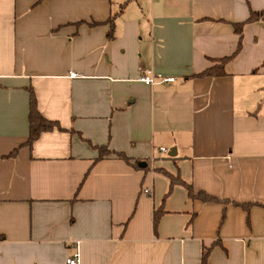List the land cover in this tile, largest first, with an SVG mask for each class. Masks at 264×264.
<instances>
[{
    "label": "crops",
    "instance_id": "crops-1",
    "mask_svg": "<svg viewBox=\"0 0 264 264\" xmlns=\"http://www.w3.org/2000/svg\"><path fill=\"white\" fill-rule=\"evenodd\" d=\"M251 10L264 0H0V264H200L203 248L264 264V21L238 51L231 25ZM30 90L61 129L29 145Z\"/></svg>",
    "mask_w": 264,
    "mask_h": 264
},
{
    "label": "trees",
    "instance_id": "trees-1",
    "mask_svg": "<svg viewBox=\"0 0 264 264\" xmlns=\"http://www.w3.org/2000/svg\"><path fill=\"white\" fill-rule=\"evenodd\" d=\"M257 21H264V10H258V11H253L251 10L249 13V16L246 18V20L242 21V22H238V23H231L234 31L236 32V34L239 36V41H238V46H237V50L238 51L240 49L241 46V36H242V32H243V27L244 25L248 24V23H253V22H257ZM110 36V34H109ZM236 53V52H235ZM234 56V54L224 57L222 59H220L219 62V69L217 71H212L210 69H205L204 71H202L201 73L198 74V76H204V75H221L223 74V66ZM28 122H29V134H28V138H27V144H31L37 137L38 135L43 132V131H49L52 130L54 128L57 129H61L59 127V124L54 121V120H49L46 119L45 117H43L40 112L38 111L37 107H36V102H35V98L33 95V92L30 90L29 91V112H28ZM100 154H115L117 157L124 159L126 161H128V158L125 157L122 153L120 152H110L108 151L106 148H99ZM167 174V172H164ZM169 177V187H171L173 184H180L183 185L188 193V196L191 198H197L200 199L202 201H218L217 198L208 195L207 193L203 192V191H199L197 193H194V191L192 190L191 186L189 184H187L186 182H184L183 180L178 179L177 176H173L171 174H167ZM243 207L247 208L249 207V205H244ZM163 213V211L161 209H156L153 213L152 216V225H153V229L155 230L158 224V220L160 215ZM3 237L0 235V239H2ZM208 254H209V248H203L202 249V254H201V258H200V264H209L208 263Z\"/></svg>",
    "mask_w": 264,
    "mask_h": 264
},
{
    "label": "built area",
    "instance_id": "built-area-1",
    "mask_svg": "<svg viewBox=\"0 0 264 264\" xmlns=\"http://www.w3.org/2000/svg\"><path fill=\"white\" fill-rule=\"evenodd\" d=\"M140 81L145 84H157L161 82H170L173 81V77H163L160 74H154L153 70L150 68H146L142 70V75L139 78ZM264 114V110H263ZM161 151L166 152L167 150L163 147L160 148ZM148 192V189L145 190ZM63 264H80L79 253L75 252L73 255L65 258Z\"/></svg>",
    "mask_w": 264,
    "mask_h": 264
},
{
    "label": "water",
    "instance_id": "water-1",
    "mask_svg": "<svg viewBox=\"0 0 264 264\" xmlns=\"http://www.w3.org/2000/svg\"><path fill=\"white\" fill-rule=\"evenodd\" d=\"M175 151H174V149L173 150H169L168 151V156H174L175 155Z\"/></svg>",
    "mask_w": 264,
    "mask_h": 264
}]
</instances>
